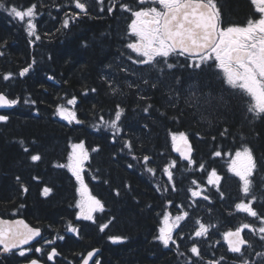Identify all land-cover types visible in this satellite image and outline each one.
Instances as JSON below:
<instances>
[{
	"label": "trees",
	"instance_id": "trees-1",
	"mask_svg": "<svg viewBox=\"0 0 264 264\" xmlns=\"http://www.w3.org/2000/svg\"><path fill=\"white\" fill-rule=\"evenodd\" d=\"M90 1L66 23L74 0H0V92L17 102L0 110V217L40 228L56 264L96 247L93 264H264V109L216 51L143 58L134 0ZM180 133L191 162L175 153ZM76 143L88 154L80 174L68 166ZM241 149L255 159L246 189L229 168ZM83 181L98 205L84 218ZM165 214L176 224L163 240ZM237 230L248 245L234 254ZM22 261L0 253V264Z\"/></svg>",
	"mask_w": 264,
	"mask_h": 264
},
{
	"label": "flooded vegetation",
	"instance_id": "flooded-vegetation-1",
	"mask_svg": "<svg viewBox=\"0 0 264 264\" xmlns=\"http://www.w3.org/2000/svg\"><path fill=\"white\" fill-rule=\"evenodd\" d=\"M185 1L188 0H134L133 13L134 16L138 14L136 21L142 28L141 35H136V46L143 58L152 60L157 56L158 42L161 37L163 38L162 21L166 11ZM197 1L208 4L219 20V37L214 50L218 62V49L224 51L223 62H219L220 66L231 72L235 87L248 94L258 109H264V0ZM73 5L76 9L71 7L65 12L66 23L71 20L70 14L76 16V12L77 14L88 12L91 1L74 0ZM234 51H243L246 56L230 61L229 54ZM80 216L84 218L85 213ZM54 244V240L42 236L31 246L18 250L17 254L24 257L21 264L35 259L43 264H56L60 257L59 252L54 260L49 257L51 251L57 249ZM0 253L4 254L2 250Z\"/></svg>",
	"mask_w": 264,
	"mask_h": 264
},
{
	"label": "water",
	"instance_id": "water-1",
	"mask_svg": "<svg viewBox=\"0 0 264 264\" xmlns=\"http://www.w3.org/2000/svg\"><path fill=\"white\" fill-rule=\"evenodd\" d=\"M219 20L214 10L205 2L188 0L179 6L166 11L162 21V36L175 52L187 57H200L210 52L218 41ZM243 51L230 52L229 60L244 58ZM17 105L3 92H0V110H10ZM176 155L186 162H191L194 148L191 142L182 141L175 148ZM42 230L30 224L23 217H0V248L2 253H10L29 247L42 237ZM229 250L241 253L248 245L244 233L233 231L226 236ZM102 249L99 247L89 250L78 264H93ZM58 254L53 249L49 255L51 260ZM24 264H43L35 259Z\"/></svg>",
	"mask_w": 264,
	"mask_h": 264
},
{
	"label": "rangeland",
	"instance_id": "rangeland-1",
	"mask_svg": "<svg viewBox=\"0 0 264 264\" xmlns=\"http://www.w3.org/2000/svg\"><path fill=\"white\" fill-rule=\"evenodd\" d=\"M16 14L20 18L25 19L26 17L33 16L34 13L32 10H28L24 12L17 11ZM138 17H139L138 14H135L132 27L136 35H141L142 28L138 25L136 21V18ZM27 20L31 26L32 24H31L30 18H27ZM158 43H159L158 51L156 52V55H162V54L166 55L170 53L171 51H173L171 46L162 37ZM213 51H216V50H213ZM223 53H224L223 50L218 49V59L220 63L223 62ZM215 56L217 57L216 52H215ZM225 71H226V75L229 81L233 83V76L231 72L227 70ZM257 99H258L257 101L259 102L260 99L258 96H257ZM260 106L263 107V105H260ZM67 110L68 109L66 107H62L60 109V114L61 115L66 114ZM173 140L175 143L177 142L180 143L182 141H189L188 137L182 133L174 134ZM86 159H88V154L85 150V146L82 143H76L72 148L70 158L68 161V166L70 169L73 170L74 173L80 174L84 170ZM229 168L233 174L237 175L242 180L243 187L244 189H246L249 184V178L255 168V159L252 155V152L249 149H241V150H238L232 153L230 155ZM78 187H79L78 188L79 198H78V203H77L78 204V215L80 216L82 213L92 215L95 209L98 208L96 200L90 194L89 186L84 181L80 182ZM175 224H176V219L172 218L169 214H165L161 222L160 239H163V240L166 238L169 239L172 233V229L175 226ZM167 232H169L168 235L166 234Z\"/></svg>",
	"mask_w": 264,
	"mask_h": 264
}]
</instances>
